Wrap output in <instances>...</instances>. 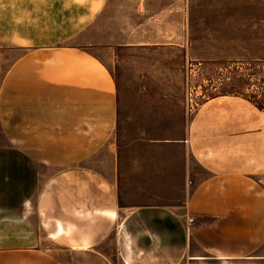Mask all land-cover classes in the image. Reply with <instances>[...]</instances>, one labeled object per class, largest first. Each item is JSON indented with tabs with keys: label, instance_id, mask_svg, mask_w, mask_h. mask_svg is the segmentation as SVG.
Segmentation results:
<instances>
[{
	"label": "crops",
	"instance_id": "1",
	"mask_svg": "<svg viewBox=\"0 0 264 264\" xmlns=\"http://www.w3.org/2000/svg\"><path fill=\"white\" fill-rule=\"evenodd\" d=\"M120 5L0 0V264H264V104L214 96L123 154L118 85L79 42L101 11L120 36Z\"/></svg>",
	"mask_w": 264,
	"mask_h": 264
},
{
	"label": "rangeland",
	"instance_id": "2",
	"mask_svg": "<svg viewBox=\"0 0 264 264\" xmlns=\"http://www.w3.org/2000/svg\"><path fill=\"white\" fill-rule=\"evenodd\" d=\"M148 2V20L138 12L135 22L120 0V36L101 11L79 40L91 44L118 85L121 127L110 144L117 142L126 156L143 152L131 143L180 138L187 116L214 96L240 93L264 104V0ZM136 23L138 33L130 35ZM129 40L155 44L124 46ZM191 169L205 176L196 164Z\"/></svg>",
	"mask_w": 264,
	"mask_h": 264
}]
</instances>
